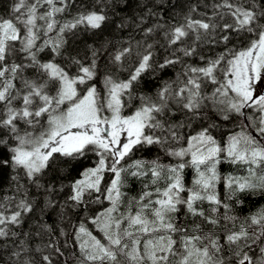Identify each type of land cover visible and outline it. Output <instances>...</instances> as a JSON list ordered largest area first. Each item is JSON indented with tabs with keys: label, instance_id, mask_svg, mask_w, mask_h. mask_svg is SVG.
<instances>
[{
	"label": "snow or ice",
	"instance_id": "obj_1",
	"mask_svg": "<svg viewBox=\"0 0 264 264\" xmlns=\"http://www.w3.org/2000/svg\"><path fill=\"white\" fill-rule=\"evenodd\" d=\"M68 6L69 0H16L13 15L7 19L0 17V170L9 166L14 170L22 169L30 181L42 187L37 178L55 166L58 157L64 163L81 160L89 153L99 157L96 165L85 168L80 173L81 178L70 186L68 201L73 207L109 203V207L88 218L102 235H94L84 223L78 226L75 233L80 252L78 264H225L220 255L223 245L219 237L212 233L187 234L188 229L177 226L176 214L183 207L187 213L203 218L208 224L219 223L215 216H205L203 208L197 205L208 202L212 206L211 213L219 212L221 207L230 209L216 190L221 179L217 165L224 160L248 165L247 177L226 178L228 199L245 191L264 190V2L220 0L213 4L212 15L202 13V18H194L192 13L196 8H190L183 23L171 26L165 33L168 44L182 45L175 51L184 57L199 55L197 45L201 43H223L226 51L214 59L206 60L200 55L199 59L205 61L203 66L185 64L177 79L165 82L154 98L139 97V107L127 116L122 115L124 98L131 100L133 85L153 67L152 44L146 45L144 52L136 53L138 61L126 80L105 77L107 93L102 100L95 85L89 84L97 75L98 50L93 49V58L87 66L73 58L72 63L77 65L75 75H70L66 67L38 58L46 48L53 55H60L66 43L63 36L66 31L81 26L99 30L108 19L102 9L80 12L72 21L60 25L57 38L53 40L48 33L57 30L56 16ZM217 17L220 20L229 17V20L220 23ZM41 32L48 38L38 43ZM151 32L153 29L148 28L146 35ZM231 33L249 36L247 45L241 49L227 48ZM189 39L191 44L183 46ZM17 54H23L20 63L14 62ZM131 55V47L120 49L113 55V63L122 66L124 58ZM178 63L180 57L165 58L158 67L163 70ZM26 69H35L41 78H24ZM258 82L259 93L256 92ZM50 84L54 94L49 92ZM209 84L214 86L210 94L205 91ZM79 85H86L83 94L78 91ZM170 105L195 117L208 107L215 109L223 120L237 114L248 122L244 128L252 129L256 135L242 130L229 137L226 147H221L212 135L217 125L209 123L185 140L178 131L183 125L164 119L172 112ZM246 109H253L254 115H248ZM106 112L110 115H105ZM157 132L160 135H156ZM182 140L186 146L166 149L178 163L168 167L165 187H156L154 192L144 191L139 199L133 198L125 211H121L125 196L121 177L125 168L119 167L121 161L137 146H163L169 141L180 144ZM186 166L196 171L191 188H185L181 175ZM132 167L137 171H132L131 175H147L140 171L141 162L137 161ZM258 168L261 169L259 174ZM106 171L111 172L113 178L102 189ZM149 171L152 184L163 178V166L153 162ZM13 179L18 177L13 176ZM184 192L188 193L186 197L181 195ZM13 199L6 197L8 203H0V238L15 237L17 233L11 226L22 224L24 215L33 211L26 196L16 202L12 210ZM52 205L53 201L49 200L48 206ZM223 218L236 219L227 213ZM250 220L249 227L255 225L258 231L249 233L241 226L239 231L225 237L229 246H237L233 251L234 264H264V209ZM199 228L196 225L193 231ZM177 233H181L179 239L174 238ZM253 245L259 246L258 255ZM46 247L63 255L54 244ZM26 251V246L21 244L13 253L18 264H33L27 257L21 259ZM41 259L42 264H54L52 254L43 255Z\"/></svg>",
	"mask_w": 264,
	"mask_h": 264
},
{
	"label": "trees",
	"instance_id": "obj_2",
	"mask_svg": "<svg viewBox=\"0 0 264 264\" xmlns=\"http://www.w3.org/2000/svg\"><path fill=\"white\" fill-rule=\"evenodd\" d=\"M16 0H0V17L5 19L13 15L12 9ZM220 0H69V6L63 13L57 14L56 20L59 22L56 26L57 30L48 33V37L55 40L57 38L58 29L61 24L72 21L80 12L103 10L108 19L99 30L85 29L83 26L78 27L71 32L63 34L66 43L60 51V55H53L49 48H46L39 54L42 62H55L61 67H66L70 75H75L77 65L72 63L73 58L81 61L84 65L90 64L92 60L93 49L97 51V75L89 82L95 85L100 97L103 100L106 97L107 89L104 84L106 76L112 77L116 81H124L128 78L130 72L136 66L138 57L137 52H144L146 45L152 44L150 51L153 53V67L143 73L141 78L133 85L132 98L128 100L125 97V107L122 109V115L132 114L139 107L141 96L155 97L157 91L163 87L165 82H172L177 79V74L182 72L185 64L193 66H203L205 61H201L199 56L202 55L207 59H214L221 53L226 51L223 43L207 44L201 43L197 45V53L192 57H184L179 51H175L182 45H169L168 38L165 33L169 31L171 26L183 23V18L193 6L196 11L192 13L194 18H202L200 14L206 13L211 16L213 13V4L219 3ZM264 2V0H260ZM45 9H41L43 12ZM218 22L223 23L229 20L216 18ZM43 23V22H40ZM160 25L161 27H157ZM152 28L153 32L146 35V30ZM41 32V40L46 39ZM249 36L241 34L237 36L235 33L230 34V42L227 48L241 49L248 43ZM191 44V40L187 41V46ZM131 47L132 55L125 57L122 66L113 63V55L120 49ZM180 57V63L160 70L158 65L163 63L165 58ZM14 62L20 63L23 60V54L14 56ZM26 62V61H25ZM221 67H224L222 64ZM221 73L218 71L217 76ZM24 78L40 79V74L35 69H26L23 73ZM46 79V77H44ZM17 87H21L20 80L16 81ZM175 87V85H173ZM86 85H79L78 91L83 94ZM213 85H207L205 91L211 93ZM50 94H54L52 85H49ZM19 102H17L18 104ZM67 107V105H65ZM171 113H167L164 119L169 123L183 125L178 131L186 140L189 135H194L206 127L209 123H215L217 127L212 130V135L216 138L221 147H226L229 137L245 129V120L243 117L232 114L230 119L223 120L220 114L213 108L208 107L201 110L198 117L192 116L186 110H180L175 105H170ZM248 115H254L253 109H246ZM255 115H258L255 114ZM23 128L24 125H21ZM31 130V129H29ZM156 135H160L159 132ZM7 138V137H5ZM186 146L184 140L180 144L169 141L168 144L143 145L137 146L132 152L121 161L119 167L125 168L121 173L123 180L122 192L125 193L124 203L121 205V211H125L126 206L133 198L139 199L144 191L154 192L156 187L163 189L167 183L169 175L167 169L169 166H175L178 163L176 157L168 154L166 149H172L179 146ZM5 154L7 152L5 150ZM99 157L95 153H89L81 160L64 163L62 158H57V164L47 169L44 174L37 178L38 183L42 187H37V183L30 181L22 169L14 170L12 167H5L0 170V203H8L5 198H14L11 203L14 205L21 198H26L32 203L33 211L24 215L23 223L19 226H11L12 230L17 233L15 237L0 238V264H18L16 257L13 255L19 249L21 244L26 246L27 251L24 257L29 258L33 264H42V256L52 254L54 256V264H78L80 257L79 242L75 239V233L78 226L84 223L85 226L98 237L99 233L95 225L91 224L89 217L97 215L105 208L109 207V203L104 201L102 204L91 203L87 208L83 206L73 207L72 202L68 201L71 195V184L74 180L80 179V173L88 167H94ZM137 161L141 162L143 167L140 171L147 172V175L133 176L132 171H137L132 165ZM153 162L163 166L162 179L157 184H152V175L149 169ZM108 163H111L109 160ZM248 165L242 163H229L226 160L217 165V171L220 181L216 185V190L220 198L230 205V209L223 207L217 213H211L212 207L208 202L198 203V207H202L205 216H215L218 218L217 225L208 224L203 218L193 217L181 207L179 213L176 214V223L179 227L188 229L187 234L205 235L212 233L219 237L221 245H223L220 255L224 258L225 264H234L233 251L236 245L229 246L225 240L227 234L237 232L241 226L248 229L249 233L254 230L258 231L257 226L251 225L250 217L264 209V190L245 191L238 193L236 197L228 199V189L225 180L228 177H247ZM257 173L261 169H256ZM185 188L193 187L196 179V171L190 166H186L182 173ZM13 176L18 179L14 180ZM113 178L111 172L104 173V179L101 188L105 184L110 183ZM147 185V188L145 187ZM52 190L49 191V187ZM63 186V190L61 189ZM186 197L187 192L181 194ZM94 198V197H93ZM52 200L53 205L48 206V201ZM67 201V203H65ZM239 201V202H238ZM147 203V201H145ZM61 205H64L62 208ZM133 210L135 204L133 203ZM227 213L228 216L235 217L234 221L226 220L223 217ZM199 225V230L196 229ZM63 232V234H62ZM181 233L175 234L174 238L179 239ZM207 243V241H204ZM243 243V242H241ZM54 244L60 249L63 255L53 252L52 248L46 247ZM256 254H259V246L253 245ZM40 249V251H37ZM230 258H233L230 260Z\"/></svg>",
	"mask_w": 264,
	"mask_h": 264
},
{
	"label": "rangeland",
	"instance_id": "obj_3",
	"mask_svg": "<svg viewBox=\"0 0 264 264\" xmlns=\"http://www.w3.org/2000/svg\"><path fill=\"white\" fill-rule=\"evenodd\" d=\"M261 91V88L259 86V82L257 83V87H256V92L259 93ZM105 115H110V112H106ZM248 123L247 121L245 122V124ZM248 132H252L253 135H256V133L252 130L249 129L247 130Z\"/></svg>",
	"mask_w": 264,
	"mask_h": 264
}]
</instances>
